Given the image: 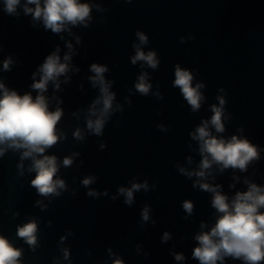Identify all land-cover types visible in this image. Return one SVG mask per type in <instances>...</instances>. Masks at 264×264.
Here are the masks:
<instances>
[{"label": "water", "instance_id": "1", "mask_svg": "<svg viewBox=\"0 0 264 264\" xmlns=\"http://www.w3.org/2000/svg\"><path fill=\"white\" fill-rule=\"evenodd\" d=\"M24 2L17 17L7 15L0 0V83L35 99L31 85L40 79L39 66L57 48L64 62L67 43L73 45L69 71L58 78L60 88L49 82L44 93L50 111H63L56 126L61 139L44 155L57 157L54 178L64 180L66 187L59 196L39 195L31 185L36 175L29 171L31 158L21 160L23 149L0 145L5 148L0 155V236L21 250L20 264H114L117 259L123 264H200L192 255L198 246L195 237L210 231L222 214L212 207L213 193L193 187L195 182L219 185L229 202L248 190L245 180L264 187V0H80L92 6L88 26L68 25L58 34L25 15ZM137 31L148 37L140 45L145 53L156 52V69L141 67L142 61L131 63L133 45L140 44ZM9 57L13 63L5 71L3 62ZM93 63L109 69L104 77L115 93L113 109H122L110 114L102 136L86 126L88 109L100 95L99 86L89 80ZM177 64L192 72L193 86L204 85L195 112L173 85ZM142 73L152 85L147 96L135 88ZM217 96L225 98L227 118L223 133L210 125L213 135L246 138L257 146L260 158L246 171H221L213 163L205 178H189L179 168L200 170V145L191 133L210 120ZM77 129L82 140L74 136ZM65 157L72 158L71 166H63ZM89 176L95 179L84 186ZM145 182L148 191L134 192L133 203L126 205L119 188ZM90 190L98 195L88 196ZM185 201L193 204L191 214L183 208ZM144 207L149 209L146 222ZM30 221L37 224L35 246L17 235L18 227ZM176 254L184 259L177 261ZM217 264L244 262L225 257Z\"/></svg>", "mask_w": 264, "mask_h": 264}, {"label": "clouds", "instance_id": "2", "mask_svg": "<svg viewBox=\"0 0 264 264\" xmlns=\"http://www.w3.org/2000/svg\"><path fill=\"white\" fill-rule=\"evenodd\" d=\"M4 11L10 16H19L17 11L21 6V0H3ZM34 5V7H30ZM98 11H102L99 5L95 6ZM23 13L31 15L33 21H42L45 29H50L53 33H61L67 29L68 25L88 26L91 20L92 6L88 3H81L80 0H25L22 5ZM70 31V29H69ZM140 44H134L136 54L131 57V63L135 65L138 61L156 69L159 60L155 51H145L140 45L148 43V37L144 32L137 31ZM63 38V37H61ZM190 39L193 37H189ZM185 38L181 37L180 42L184 43ZM77 37V43H79ZM69 52L66 53L61 62L58 55L60 49L48 55L37 69L40 75L39 80H35L37 73H33L34 82L31 85L33 90L37 91L35 99L31 93L19 95L15 90H9L3 83H0V145H7L12 149H23L21 160L31 158V166L29 171L36 173L32 179L31 185L36 188L41 196H59V189H65L64 180L54 178L59 170L57 157L54 155H44L46 149L51 148L61 139V135L57 134V123L60 121L63 111L59 107L55 111L49 110L48 98L44 93L48 90L49 82H53L54 88L59 89V77L69 71V61L73 54L71 43H67ZM13 63L11 58H7L3 62V69L10 70ZM109 69L106 65L93 63L90 71L94 73L89 77L93 87L99 86L100 95L92 102L88 109V119L86 122L89 133L102 136L105 124L113 111H122L120 105L113 109V101L115 93L110 91V82H106L104 73ZM78 71V69H77ZM193 74L188 69H182L179 64L175 66L174 87H178L183 98L191 106L193 112L201 107V101L204 98L200 89L203 84H192ZM67 82V77L65 79ZM152 87L147 82V73L139 76L135 85L137 91L147 96ZM220 92H224L221 88ZM219 104H213L211 111L213 115L210 120H204L196 128L191 136L199 142V152L202 156L199 171H188L185 168H179L180 173L188 176H196L205 178L206 172L212 167V164L220 165V170L227 168L239 169L246 171L247 166L254 160H259L260 153L257 146L250 143L246 138L233 135L230 139L213 135L211 128L216 133L225 131L224 125V105L226 103L224 96H217ZM100 106V107H97ZM92 117H95L94 119ZM211 125V128H210ZM158 128L163 129L162 125ZM242 131V129H239ZM74 136L78 140L84 138L82 131L77 129ZM105 145L101 144V148ZM5 148L0 147V155H3ZM189 162L191 158L189 157ZM72 164L71 157L63 159V166L69 167ZM23 165H20L22 167ZM94 177H86L82 183L88 186L94 181ZM248 190L245 192H237L235 197L229 202L226 195L222 194L218 189L219 185H211L206 182L197 180L193 187L199 186L200 189L213 193L212 207L218 213H221L215 225L210 231L201 232L196 235L198 246L193 250V258L197 259L200 264H217V261L223 262L225 257H231L236 260H242L244 264H261L264 262V212L260 209L264 208V187L245 180ZM148 191V184L133 183L131 188H119V194L125 197L124 203L131 205L133 203V193L141 189ZM88 196H97L95 191H89ZM39 204L40 201H37ZM184 210L191 214L193 204L190 201L183 203ZM142 220L148 221L149 209L144 207L142 210ZM205 225L202 223L201 228ZM37 224L35 221L18 227L17 235L30 246H35ZM170 238L169 233L165 232L163 240ZM64 239L63 237L61 238ZM22 255L20 249L15 248L8 239L0 236V264H20L19 257ZM65 259L68 257V251H64ZM175 259L182 261L183 254H176ZM114 264H123L117 259Z\"/></svg>", "mask_w": 264, "mask_h": 264}]
</instances>
